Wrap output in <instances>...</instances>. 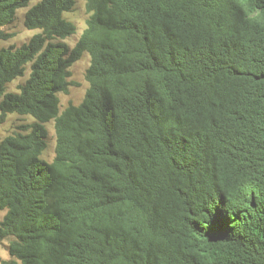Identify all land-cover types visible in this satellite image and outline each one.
<instances>
[{"label": "trees", "instance_id": "1", "mask_svg": "<svg viewBox=\"0 0 264 264\" xmlns=\"http://www.w3.org/2000/svg\"><path fill=\"white\" fill-rule=\"evenodd\" d=\"M31 1L0 0V39ZM85 1L72 46L77 0H39L0 48V121L34 119L0 139V264H264V0Z\"/></svg>", "mask_w": 264, "mask_h": 264}, {"label": "rangeland", "instance_id": "2", "mask_svg": "<svg viewBox=\"0 0 264 264\" xmlns=\"http://www.w3.org/2000/svg\"><path fill=\"white\" fill-rule=\"evenodd\" d=\"M37 1L39 0H33L29 3V5L21 7L17 10L15 20L10 25L4 27V30H6V32L13 35L7 39H0V48L9 47L11 45L20 46L23 43L28 42L35 33L40 31V29H28L24 24L26 11ZM88 16L89 14L86 11L85 0H77L73 10L64 12V17L73 21L77 26V32L65 39L71 46L76 42L79 34L85 29ZM89 63V54L85 53L84 56L76 63H74V65L70 68L71 76L69 77V79L73 84L70 86V90L68 93H59L62 109H64L70 103L80 104L82 102L86 90L89 86V83L85 78V72L89 66ZM29 69L30 67L28 64L24 76L18 77L14 81L8 83L7 91L18 90V85L23 83L28 78ZM33 121L34 119L30 115H19L16 113L8 114L5 121H0V139L3 138L6 134L16 131H24V126H29L33 123ZM46 127L48 130L47 147L43 151L41 157L42 159L51 162L55 157L56 134L54 122H47ZM28 130H30V127H28ZM3 215L4 212H0V219L3 217ZM0 256L2 259L10 258L7 240L3 241V243L0 244Z\"/></svg>", "mask_w": 264, "mask_h": 264}, {"label": "snow or ice", "instance_id": "3", "mask_svg": "<svg viewBox=\"0 0 264 264\" xmlns=\"http://www.w3.org/2000/svg\"><path fill=\"white\" fill-rule=\"evenodd\" d=\"M181 136L183 135L182 133L180 134ZM170 147H172L173 151H176L179 153L180 151L183 150V145L178 142V137H173L172 140L170 141ZM38 170L40 168L39 162L37 164ZM40 179H43L42 173L40 176ZM256 227L261 231L264 232V220H261Z\"/></svg>", "mask_w": 264, "mask_h": 264}]
</instances>
